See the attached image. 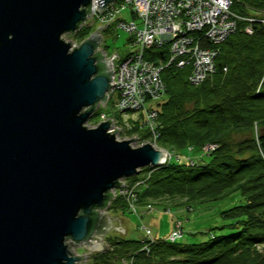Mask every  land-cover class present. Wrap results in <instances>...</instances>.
<instances>
[{
    "label": "water",
    "instance_id": "obj_1",
    "mask_svg": "<svg viewBox=\"0 0 264 264\" xmlns=\"http://www.w3.org/2000/svg\"><path fill=\"white\" fill-rule=\"evenodd\" d=\"M91 3L0 0V264H80L107 249L111 189L163 163L162 149L117 138L109 119L86 124L110 85L114 52L97 49L108 21L77 45L63 35Z\"/></svg>",
    "mask_w": 264,
    "mask_h": 264
},
{
    "label": "trees",
    "instance_id": "obj_2",
    "mask_svg": "<svg viewBox=\"0 0 264 264\" xmlns=\"http://www.w3.org/2000/svg\"><path fill=\"white\" fill-rule=\"evenodd\" d=\"M230 1L236 14L264 13V0ZM247 24L251 33L244 29ZM87 27L73 35L84 39ZM207 46L216 50L214 72L193 84L187 79L189 66L170 62L161 70L165 91L155 108L157 145L183 155L194 147L199 154L191 162L142 167L125 179L143 180L136 189L141 204L174 196L184 203L216 200L235 191L243 202L222 211L228 222L211 227L196 242L108 233L107 249L91 253L89 264H264V31L257 21H238L223 41ZM143 56L165 64L168 50L154 46ZM235 134L241 137L234 140ZM206 145L213 149L203 152ZM111 207L126 209V204L116 196Z\"/></svg>",
    "mask_w": 264,
    "mask_h": 264
},
{
    "label": "built area",
    "instance_id": "obj_3",
    "mask_svg": "<svg viewBox=\"0 0 264 264\" xmlns=\"http://www.w3.org/2000/svg\"><path fill=\"white\" fill-rule=\"evenodd\" d=\"M115 1L109 3L101 12H97L95 6L98 2L91 0L90 17L82 24L91 22V19L98 20L100 24L108 21L106 25L113 24L123 30L129 35L130 44L135 46V49L123 58H119L115 53L114 56H108L101 46L97 47L105 57L111 56L112 73L104 105L114 97L115 112L140 110L139 127L144 126L147 129L152 146L157 149L156 110L145 107V101L160 99L164 95L165 87L160 75L162 68L170 62H175L178 67L189 66L188 81L193 84L202 82L215 70L216 50L207 45H216L223 41L236 29L238 21H257L264 31V13L254 12L250 16L236 14L230 9V0H120L119 5H116ZM126 5L130 6L133 18L128 22L118 17ZM244 29L247 33L252 32L248 24ZM154 46L167 48L168 60L165 64L153 63L144 58V50ZM99 118L101 121L109 119V131H114L116 119L113 116L107 117L104 112H100ZM208 149H213V145L204 146L202 151ZM163 151V162L173 156L175 161H192L189 156L171 154L164 149ZM141 182V179H137L128 188L121 181L120 186L113 191L111 201L116 197V193H121L126 197L127 208L135 212L132 189ZM143 229L149 237L148 228ZM181 234L182 220L176 218L173 229L165 239L172 242Z\"/></svg>",
    "mask_w": 264,
    "mask_h": 264
},
{
    "label": "rangeland",
    "instance_id": "obj_4",
    "mask_svg": "<svg viewBox=\"0 0 264 264\" xmlns=\"http://www.w3.org/2000/svg\"><path fill=\"white\" fill-rule=\"evenodd\" d=\"M119 3L120 0L115 1L116 5H119ZM130 10V6L126 5L125 9L119 15L120 18L124 19L127 22L133 20ZM98 25H101L100 22L98 20H95L91 26L87 27V31L84 35L85 38L89 36V34L93 32L95 30V27ZM101 35L102 41L100 46L104 49L105 53H107L108 56L114 52L119 58L124 57L135 47L130 44L129 35L113 24H110L107 29L101 30ZM63 38L66 41L71 42L72 44H78L79 42H81V40L77 39L71 33H65L63 35ZM160 101V99H148L147 101H145V107L155 109ZM94 111L95 113H93L86 122L88 126H95L97 123H99L101 121L99 118V113L104 112L107 117L113 116L116 119L115 126L117 138H136L135 140H131V143L134 146L141 145L143 143L152 144L147 129H145L144 126L139 127V124H141L140 110L126 113L115 112L114 97H111L104 106L100 105L96 107ZM134 127H137V130ZM239 137H241V135L235 134L232 138L234 140H238ZM157 149H160V147L158 146ZM193 149L197 151V149H195L194 147L191 150L194 151ZM190 151H188V153H190ZM169 152L171 154L173 153L172 151ZM188 153L186 156H195L191 155L195 153ZM171 161H175L174 156L172 157ZM140 175L144 177L146 176L145 173H140L139 176ZM121 181L124 183V185L126 184L128 188L132 186L130 181L127 179H122ZM141 184L142 182L139 185ZM137 186L134 188V190L132 189V191H134V200L132 204H134V206L136 207L135 212L129 210L127 207L126 209L111 207L107 210L108 213L110 212L113 216H118L120 218L119 221L115 220L112 222V228L108 232L109 234L122 236L127 239L138 240L139 238L145 236L143 229L144 227L150 230L153 238L166 236L173 229L174 221L172 222L171 216L173 215L182 220L183 235L178 238L177 241L196 242L204 239V237L206 238L207 233L205 232H207L211 227L219 226L220 224L228 222L227 220L222 218V211L243 202L241 194L238 191H235L216 200L193 201L184 203V198L174 196L173 199L161 197L157 199H150L147 203L141 204L135 199L137 196ZM116 196H120L123 201H126V197L121 195V193H116ZM170 202L175 204H172ZM165 203L167 204L165 205ZM181 203L183 204V206L181 205ZM187 206H189V208ZM151 217H154V220ZM121 228L125 229V232ZM101 242L106 243L105 236L101 238ZM73 249L79 254L85 251V249L81 247H73ZM87 259L88 256L80 264H89V260Z\"/></svg>",
    "mask_w": 264,
    "mask_h": 264
},
{
    "label": "bare ground",
    "instance_id": "obj_5",
    "mask_svg": "<svg viewBox=\"0 0 264 264\" xmlns=\"http://www.w3.org/2000/svg\"><path fill=\"white\" fill-rule=\"evenodd\" d=\"M93 22H94V21H93ZM89 23H90V25H88V26H91V25L93 24V23L91 24V22H89ZM84 25H86V24H84ZM101 25H103V24H101ZM82 26H83V25H82ZM86 26H87V25H86ZM108 26H109V25H106L104 28H106V27H108ZM79 28H80V27H79ZM104 28H102L101 30H103ZM101 30L99 31L100 35H101ZM101 38H102V35H101ZM84 39H86V38H84ZM84 39H83V40H84ZM81 41H82V40H81ZM101 41H102V40H101ZM79 43H80V42H79ZM79 43H78V44H79ZM76 45H77V44H76ZM100 45H101V43H100ZM100 45H99V46H100ZM98 105H99V103L97 104V106H98ZM97 106H96V107H97ZM171 159H172V157H171L170 159H165V162L170 161ZM163 163H164V162H163ZM163 163H162V164H163ZM124 179H125V178H124ZM114 190H115V188H112V189H111V192L113 193ZM136 198H137V197H136ZM136 198H135V199H136ZM136 200H137V199H136ZM124 202H125L126 207H127L128 202H127V201H124ZM187 207L189 208V206H187ZM107 210H108V209H107ZM107 210H106V211H107ZM107 213H108V212H107ZM176 218H177V217H176ZM176 218H174V219H176ZM174 219H173V221H174ZM148 230H149V229H148ZM170 232H171V231H170ZM170 232H169V233H170ZM149 233H150V230H149ZM169 233H168V234H169ZM168 234H167L166 236H168ZM182 235H183V228H182V234H181V236H182ZM166 236L156 237V238H162V239L166 240V239H165ZM181 236H180V237H181ZM180 237H179V238H180ZM144 238L154 239V238H153V235H151V233H150L149 237H147V236L145 235ZM177 239H178V238H177ZM177 239L174 240V241H172V242L177 241ZM170 242H171V241H170ZM96 252H97V251H96ZM92 253H93V252H92Z\"/></svg>",
    "mask_w": 264,
    "mask_h": 264
},
{
    "label": "crops",
    "instance_id": "obj_6",
    "mask_svg": "<svg viewBox=\"0 0 264 264\" xmlns=\"http://www.w3.org/2000/svg\"><path fill=\"white\" fill-rule=\"evenodd\" d=\"M130 39V38H129ZM130 41V40H129ZM134 49H135V47H134ZM134 49H132V50H134ZM125 57V56H124ZM123 58V57H122ZM191 153H195V154H191ZM190 154L191 155H195L194 157L196 158V156L199 154V152L198 151H192ZM169 203V202H168ZM170 203H172V202H170ZM167 203H165V205H166ZM172 204H175V203H172ZM165 205H164V207H165ZM176 205H179V204H176ZM181 205L183 206V204L181 203ZM153 213V212H152ZM155 214V213H154ZM109 215H111V216H113L111 213L109 214ZM151 216V215H150ZM172 216V222H173V219L174 218H176V216H173V215H171ZM113 217H115L116 218V220H120V218L118 217V216H113ZM151 218H153V220H154V217H151ZM124 232H125V229H123V228H121ZM142 238V237H141Z\"/></svg>",
    "mask_w": 264,
    "mask_h": 264
},
{
    "label": "flooded vegetation",
    "instance_id": "obj_7",
    "mask_svg": "<svg viewBox=\"0 0 264 264\" xmlns=\"http://www.w3.org/2000/svg\"><path fill=\"white\" fill-rule=\"evenodd\" d=\"M107 212H108V211H107ZM108 214H110V212H109ZM89 256H90V255H89ZM89 256H88V257H89Z\"/></svg>",
    "mask_w": 264,
    "mask_h": 264
}]
</instances>
